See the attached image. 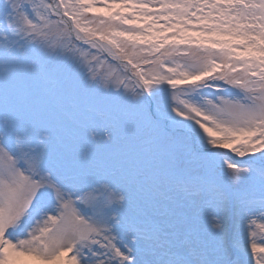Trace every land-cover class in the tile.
<instances>
[{
	"label": "snow or ice",
	"instance_id": "obj_1",
	"mask_svg": "<svg viewBox=\"0 0 264 264\" xmlns=\"http://www.w3.org/2000/svg\"><path fill=\"white\" fill-rule=\"evenodd\" d=\"M0 264H264V0H0Z\"/></svg>",
	"mask_w": 264,
	"mask_h": 264
}]
</instances>
